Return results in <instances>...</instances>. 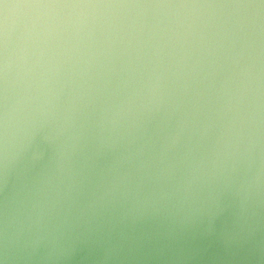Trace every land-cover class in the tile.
Wrapping results in <instances>:
<instances>
[{
  "label": "water",
  "instance_id": "water-1",
  "mask_svg": "<svg viewBox=\"0 0 264 264\" xmlns=\"http://www.w3.org/2000/svg\"><path fill=\"white\" fill-rule=\"evenodd\" d=\"M0 264H264V0H0Z\"/></svg>",
  "mask_w": 264,
  "mask_h": 264
}]
</instances>
